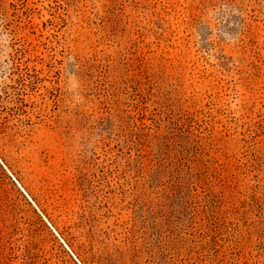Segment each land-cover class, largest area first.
<instances>
[{
	"label": "rangeland",
	"instance_id": "374dc122",
	"mask_svg": "<svg viewBox=\"0 0 264 264\" xmlns=\"http://www.w3.org/2000/svg\"><path fill=\"white\" fill-rule=\"evenodd\" d=\"M0 264H264V0H0Z\"/></svg>",
	"mask_w": 264,
	"mask_h": 264
}]
</instances>
